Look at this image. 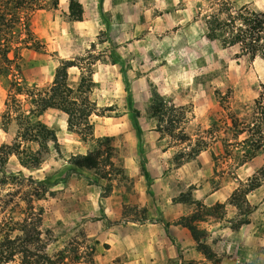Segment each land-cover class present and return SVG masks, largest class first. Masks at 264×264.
I'll list each match as a JSON object with an SVG mask.
<instances>
[{"label": "rangeland", "instance_id": "1", "mask_svg": "<svg viewBox=\"0 0 264 264\" xmlns=\"http://www.w3.org/2000/svg\"><path fill=\"white\" fill-rule=\"evenodd\" d=\"M37 1L36 7L20 13V39L23 42L8 56L9 62L2 63L0 157L5 147L20 142L17 138L21 133L19 123L23 115L29 117L27 107L35 109V97L38 100L40 96L47 95L56 73L64 64L59 51L64 50V43L71 35L68 3L65 0ZM179 1V6L192 10L193 19H200L203 25L206 17L218 12L222 19L236 14L248 18V13L258 16L259 20L264 19V0ZM182 33L173 51L169 46L167 49L166 42H163L160 60L164 65V75L173 77L175 84L183 85L196 74H210L215 80L211 93L218 102V110L207 118L208 123L204 127H197L193 122V107H169L159 96L167 109L166 119H169L170 125L165 122L157 124L152 118L151 102L153 96L158 95L150 85L148 101L144 103L145 107L139 109L143 103L139 99L135 115L139 120L147 121L146 124L152 120L153 129L149 128L151 126L143 127L144 133L132 134V140L127 138L125 134L129 130L123 127L124 122H117L123 116L121 109L125 108L124 96L119 94L123 85L112 78L98 80L96 77V81L93 80L92 65L100 59L104 49L95 45L105 38L109 40L104 33H100L95 45L92 44L94 53L73 61L80 71L79 76L76 74L73 79V74H67L66 83L73 91L78 84H82L91 110L87 121L77 122L71 128L67 125L65 114L46 110L39 120L55 132L58 149L55 151L50 146L48 151L39 152L40 165L37 169L21 168L14 156L9 157L5 165L7 175L18 179L0 188V222H6L4 231H12L10 239H19L14 245L15 256L6 264H23L22 257H27L26 261L30 264H42V255H46L53 264L94 263L85 224L96 218H85L87 202L107 198L113 189L118 191L125 185L140 184L150 188L152 179L149 178L153 175L144 177L143 167L147 170L161 167L169 170L190 163V169H196L195 166L202 164L193 163L194 157L207 151L211 153V165L208 167L233 171V187L243 191L246 186L264 183V164L246 182L235 181L236 171L242 163L251 162L257 152L264 161V57L242 54L236 47L224 48L220 42L222 33L218 34V39L207 38L216 42L215 46L202 41L201 29L198 33L194 30L183 34L186 41L182 40ZM259 35L260 43H263L264 33ZM81 50H84L83 46ZM209 56L214 59L211 65L206 66ZM196 66L202 70H197ZM29 121L34 123L36 119L30 116ZM22 122L25 125V121ZM66 130L69 134L65 133ZM149 132L157 134L151 137ZM32 135L28 134V141L21 142V147L30 145L34 151H39ZM256 147L260 149L255 151ZM85 155L96 159L94 170L78 169L70 164L71 157ZM134 163L140 173L134 177L125 175ZM229 175L227 178L231 180ZM37 183L41 184L37 186ZM181 198L188 200L184 195L176 200ZM224 215L225 212L218 206L215 217L220 219ZM239 215H245L244 209ZM135 216L143 217L141 211ZM247 216L235 222L232 228L236 229L246 221ZM258 248L248 253L234 251L231 255L220 248L216 249V254L209 252L216 264H264V240L259 242Z\"/></svg>", "mask_w": 264, "mask_h": 264}, {"label": "crops", "instance_id": "2", "mask_svg": "<svg viewBox=\"0 0 264 264\" xmlns=\"http://www.w3.org/2000/svg\"><path fill=\"white\" fill-rule=\"evenodd\" d=\"M77 1L82 8V18L80 22L69 23L71 35L64 43V50L59 51L60 59L73 62L77 57L94 53L92 44L95 45L100 33L109 38L95 45L104 49L100 59L92 65L93 80L112 78L123 85L119 94L124 96L125 108L121 109L123 116L117 122L126 125L123 127L129 130L125 134L127 138L132 140V134L144 133L143 127L154 124L151 120L148 125L135 115L139 99L143 102L139 109L145 107L150 85L169 107H193L195 126L204 127L208 123L207 118L218 110V102L211 93L214 78L204 72L194 75L188 83L175 84L173 77L164 75L160 60L163 42L173 51L181 32L182 40L186 41L183 34L194 30L198 33L201 29L202 41L215 46L216 42L207 39V33L205 36V24L196 17L193 19L192 10L179 6V0ZM212 59V56L207 57L206 66L211 65ZM195 68L202 70L198 66ZM79 72L77 66L67 70L69 76L73 74V79ZM65 133L69 134L67 130ZM148 134L153 137L157 133ZM259 153L236 171L235 181L246 182L261 169L264 161ZM194 161L202 166L190 169L189 163L169 170L163 167L142 169L144 177L153 175L149 178L152 179L150 188L140 184L125 185L118 191L113 189L107 198L87 202L85 218H96L85 224L86 238L94 247L90 249L92 264H213L198 250L190 231L179 222L217 206L225 212L223 218L203 214L201 221L193 223L204 233L199 244L213 254L218 248L228 255L234 251L248 253L259 249V242L264 240V183L248 193L246 201L251 212L244 224L233 229L232 225L245 216L239 215L229 202L237 190L232 185L233 171L208 167L211 153L207 151L199 152ZM139 171L134 163L125 175L134 177ZM228 173L231 180L227 178ZM183 195L188 199L186 203L176 200ZM140 211L143 217L135 216Z\"/></svg>", "mask_w": 264, "mask_h": 264}, {"label": "trees", "instance_id": "3", "mask_svg": "<svg viewBox=\"0 0 264 264\" xmlns=\"http://www.w3.org/2000/svg\"><path fill=\"white\" fill-rule=\"evenodd\" d=\"M37 0H0V73L2 72V63L9 62L8 56L18 49L23 41L20 39V26L22 11H28L29 8L36 7ZM68 3V18L72 22H80L82 18V8L77 0H66ZM221 13L205 18V25L207 27V38L211 40L218 39V34L222 33L221 44L224 48L236 47L242 54H251L264 57V42L260 43V33H264V19L259 20L258 16L248 13V18L243 15H229L228 19H222ZM239 25V26H238ZM15 45V47H13ZM75 65L73 62H64L59 73L55 75L54 81L51 83L47 95L37 97L35 109L27 107L28 115L34 116L36 122L31 123L29 117L23 115L24 123H19L20 135L17 137L19 143H14L12 146H7L2 150L3 156L0 157V188L10 184V181H16L18 177L7 175L5 172V165L9 157L14 156L18 165L23 169H37L40 165L39 152L48 151L50 146L56 151L58 149L56 134L52 129L40 122L39 117L46 110H56L62 112L67 116V125L69 127L75 126L77 122H86L91 114L89 103L84 97L82 84H78L77 89L73 91L72 87L67 82V70ZM152 118L156 120L157 124L165 122L170 125L167 118V109L159 96H153L151 102ZM33 134V141L37 144L39 151H34L30 145L21 147V142H27L28 134ZM256 147L254 150H259ZM70 164L78 169L94 170L97 167L96 159L92 155L74 156L70 159ZM246 163V162H244ZM242 163V164H244ZM145 169L144 167L142 168ZM145 171V170H144ZM41 184V183H40ZM37 183V186L40 185ZM258 186H246V189L241 191L237 189L230 197V204L235 207L239 213L244 209V214L247 215L251 209L246 201V196ZM187 202L188 200H182ZM218 208V206L216 207ZM215 208V209H216ZM215 209H210L206 215H215ZM194 213L179 222V225L186 227L193 240L198 244V250L205 256V258L216 264L213 256L210 254L207 247L200 245L199 242L203 238L204 233L199 231L193 223L201 221L202 215ZM11 218L9 219V221ZM246 221L241 222L244 224ZM8 224V223H7ZM6 222H0V264H6L15 256L16 242L18 238L10 239L12 231H4ZM6 232V233H5ZM20 254V252H19ZM23 255V253H21ZM23 258V264H30L26 261L27 257ZM42 264H53L46 256L41 257Z\"/></svg>", "mask_w": 264, "mask_h": 264}]
</instances>
